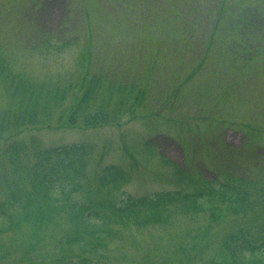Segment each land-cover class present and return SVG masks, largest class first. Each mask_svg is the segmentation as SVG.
Segmentation results:
<instances>
[{"label": "rangeland", "instance_id": "obj_1", "mask_svg": "<svg viewBox=\"0 0 264 264\" xmlns=\"http://www.w3.org/2000/svg\"><path fill=\"white\" fill-rule=\"evenodd\" d=\"M0 66V201L23 188L18 173L37 149L73 142L95 147L90 189L108 164L132 171L124 191L135 196L180 189L174 163L264 182V0H0ZM6 74L30 92L18 94ZM83 79L96 82L93 106L106 108L108 124L66 123ZM43 93L50 127L42 106H23ZM261 207L249 219L256 233ZM247 221L225 218L207 236V215L122 229L99 264H220L223 237ZM52 228L40 262L33 252L22 262L12 238H0V264H66L56 245L71 235Z\"/></svg>", "mask_w": 264, "mask_h": 264}, {"label": "trees", "instance_id": "obj_2", "mask_svg": "<svg viewBox=\"0 0 264 264\" xmlns=\"http://www.w3.org/2000/svg\"><path fill=\"white\" fill-rule=\"evenodd\" d=\"M3 72H7L5 66H0V74ZM6 75L18 94L30 92L20 77ZM93 83L83 79L81 94L75 93L70 112L64 115L67 124L92 129L110 121L106 108L93 106L97 86ZM46 100L44 93L38 94L29 97L23 106L31 104L33 110L42 106L49 112L42 124L50 127L52 113ZM57 100L64 101V95ZM18 103L22 106L20 98ZM27 122L35 126L40 123L35 116H29ZM34 153L33 163L18 173L23 188L19 192L12 190L0 201V238L6 235L12 238L10 243L15 252L23 251L22 262H28L30 252L36 253V261L40 262L44 237L58 223L66 226L71 236L59 239L56 247L61 257L55 261L99 264L101 257L106 256L103 252L116 242L115 237L122 229L168 224L181 215H207L211 224L205 236L225 218L232 219V223L248 220L245 227L223 237L218 251L220 264H264V231L260 232L264 226L256 233L249 222L264 204V182L191 174L174 163L180 189L135 196L124 191L133 179L132 171L118 164H108L96 171V186L89 188V163L95 154L91 144L73 142L37 149ZM25 234L32 239H23Z\"/></svg>", "mask_w": 264, "mask_h": 264}]
</instances>
